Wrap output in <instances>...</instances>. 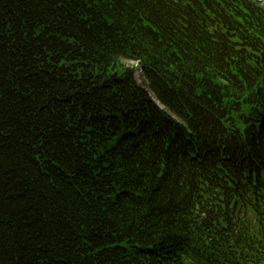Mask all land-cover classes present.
<instances>
[{
    "label": "trees",
    "instance_id": "16d2710c",
    "mask_svg": "<svg viewBox=\"0 0 264 264\" xmlns=\"http://www.w3.org/2000/svg\"><path fill=\"white\" fill-rule=\"evenodd\" d=\"M0 264H264V13L0 0Z\"/></svg>",
    "mask_w": 264,
    "mask_h": 264
},
{
    "label": "rangeland",
    "instance_id": "374dc122",
    "mask_svg": "<svg viewBox=\"0 0 264 264\" xmlns=\"http://www.w3.org/2000/svg\"><path fill=\"white\" fill-rule=\"evenodd\" d=\"M132 65H135V66H137L136 65V63H131ZM136 80H137V82H138V84L141 86V87H145L146 86V82L147 81H145V78H144V76H143V73L141 72V70H140V68H138L137 70H136Z\"/></svg>",
    "mask_w": 264,
    "mask_h": 264
}]
</instances>
